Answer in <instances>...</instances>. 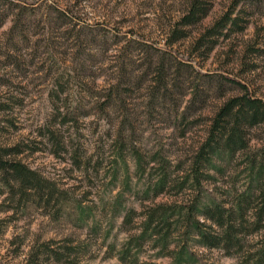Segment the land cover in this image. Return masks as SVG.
I'll return each instance as SVG.
<instances>
[{
    "label": "rangeland",
    "instance_id": "374dc122",
    "mask_svg": "<svg viewBox=\"0 0 264 264\" xmlns=\"http://www.w3.org/2000/svg\"><path fill=\"white\" fill-rule=\"evenodd\" d=\"M5 1L0 102L9 105L0 112V142L23 144L19 158L63 197L26 200L0 179V264H170L182 226L164 240L145 230L144 214L157 204L179 212L194 198L193 152L219 106L241 93L225 76L264 100V0H211L209 13L171 46L189 0H34L16 29L20 10ZM50 4L72 9L74 21ZM233 7L238 25L199 43ZM111 87L119 95L103 109ZM249 136L251 152L264 146V126ZM242 160L204 188L219 197L236 179L242 191ZM193 248L201 264H241L240 255Z\"/></svg>",
    "mask_w": 264,
    "mask_h": 264
},
{
    "label": "trees",
    "instance_id": "16d2710c",
    "mask_svg": "<svg viewBox=\"0 0 264 264\" xmlns=\"http://www.w3.org/2000/svg\"><path fill=\"white\" fill-rule=\"evenodd\" d=\"M5 2L20 10L12 29L18 28L24 12L37 5L34 0L24 3L19 0ZM210 3L211 0H189L186 13L176 23L177 27L173 28L166 41L167 45L171 46L183 38L186 35V27L198 24L209 13ZM234 8L209 28L199 43L212 36L226 35L223 31L228 29L229 25H238L237 19L232 17ZM48 9L54 10L58 16L69 20V23L76 17L70 8L50 4ZM80 24V21L75 22V26ZM165 52L171 56L175 55L170 49ZM9 55L12 57L13 53ZM181 63L187 62L181 60ZM225 79L237 85L241 93L230 96L219 106L211 119L207 136L193 152L189 170L196 193L194 198L179 209V212H176V206L157 204L144 214L145 230L153 231L152 235H159L164 240L172 234L175 224L178 226L180 223L182 226L180 245L170 264H201V257L193 248L195 246L210 250L222 249L229 256L240 255L241 264H264V146L256 152H251L249 136L250 130L264 126V100L254 97L242 82L228 76H225ZM0 85H6L5 80L0 78ZM116 94L119 95L111 87L103 102V109L114 102ZM8 105L0 102V112H5ZM56 110V117L62 116L63 123L67 122L69 118L63 116L60 108L57 107ZM53 125L50 123L47 127L50 141L59 146ZM24 151L21 143L8 145L0 142L1 181L13 193H20L26 200L38 199L49 205L57 197L62 198L63 195H60L61 192L54 181L19 158ZM240 154L244 164V189L237 191L235 179L232 180L234 185H231V190L219 197L208 192L204 188L205 183L215 179V175H226L227 168ZM162 182L163 191L166 180ZM176 215H179V220L175 219ZM255 235L257 241L250 244L249 237Z\"/></svg>",
    "mask_w": 264,
    "mask_h": 264
}]
</instances>
